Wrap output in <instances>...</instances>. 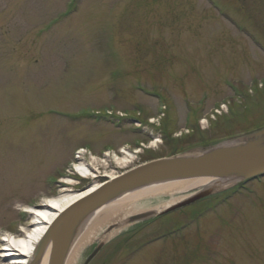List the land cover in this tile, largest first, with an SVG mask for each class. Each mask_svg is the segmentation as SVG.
Masks as SVG:
<instances>
[{
    "label": "rangeland",
    "instance_id": "374dc122",
    "mask_svg": "<svg viewBox=\"0 0 264 264\" xmlns=\"http://www.w3.org/2000/svg\"><path fill=\"white\" fill-rule=\"evenodd\" d=\"M219 1L255 45L203 0H74L68 14L71 0H0V239L21 232L46 198L170 155L167 143L184 133L211 142L264 125V87L254 82L264 78V0ZM80 148L82 163L121 149L130 162L81 179L66 166ZM245 187L145 222L123 242L136 225L125 220L169 196L149 198L106 242L98 238L116 221L102 225L74 264L98 243L87 264H264V178Z\"/></svg>",
    "mask_w": 264,
    "mask_h": 264
},
{
    "label": "bare ground",
    "instance_id": "6f19581e",
    "mask_svg": "<svg viewBox=\"0 0 264 264\" xmlns=\"http://www.w3.org/2000/svg\"><path fill=\"white\" fill-rule=\"evenodd\" d=\"M127 155L129 154L125 151H122L121 157L112 153L111 161L116 167H124L130 162ZM108 163V154H105L103 158L91 157L89 158V163H79L75 167L82 176L93 179L96 173V166L102 165L106 167ZM107 177L113 179L115 175L110 174ZM69 182L73 184L72 181L69 180ZM217 184L219 186L217 187L218 189L225 188L228 185L227 183L219 184L216 179L195 177L151 184L129 192L118 193L107 204L92 212L78 228L76 235L72 237L69 244L63 264H74L83 245L89 242L90 239L95 240L97 238L98 229L102 225L116 221V224L110 230L108 228L104 230V233L98 238L99 242H106L119 233L123 228L122 226H124L122 224L124 220L119 217L125 219L129 215L139 212L141 202L159 195L169 196V199L162 205L150 208L151 211L159 212L182 198H175L174 196H183L186 192L199 187L215 188ZM98 185L94 182L82 190L63 189L57 196L46 198L42 203H39L37 209L31 210L29 208V224H25L21 232H17L15 235L9 234L0 239V254H2L1 257H3L5 264H47L50 246L47 244L43 253L37 254L39 253V243L44 240L46 234L48 235L58 229H62L63 223H60L62 221L60 217H63L64 213L66 214L65 222L67 224L72 221L74 216L81 215L83 213L81 209H79L77 214L72 215L75 213L72 206L77 202L83 201Z\"/></svg>",
    "mask_w": 264,
    "mask_h": 264
},
{
    "label": "water",
    "instance_id": "95a60500",
    "mask_svg": "<svg viewBox=\"0 0 264 264\" xmlns=\"http://www.w3.org/2000/svg\"><path fill=\"white\" fill-rule=\"evenodd\" d=\"M264 174V128L252 132L241 138L228 141L202 150L199 153L158 159L138 166L111 181L97 187L81 202L72 206L75 215L79 209L81 215L73 217L72 221L65 222L66 214L60 219L62 229L46 234L38 245L37 254H42L49 244L47 264H63L72 237L85 219L95 210L107 204L109 200L120 192H129L151 184L164 183L172 180H184L195 177L218 178L226 181H246ZM213 189L206 188L188 199L166 209L165 212L187 206L206 197ZM72 212V211H71ZM70 213V212H69ZM71 215V216H72ZM150 214H141L129 219L137 221ZM66 223V224H65ZM53 228V227H52ZM99 245L88 258L91 259L99 250ZM36 254V255H37ZM37 260V258H35Z\"/></svg>",
    "mask_w": 264,
    "mask_h": 264
},
{
    "label": "trees",
    "instance_id": "16d2710c",
    "mask_svg": "<svg viewBox=\"0 0 264 264\" xmlns=\"http://www.w3.org/2000/svg\"><path fill=\"white\" fill-rule=\"evenodd\" d=\"M184 144H186V142H184Z\"/></svg>",
    "mask_w": 264,
    "mask_h": 264
}]
</instances>
